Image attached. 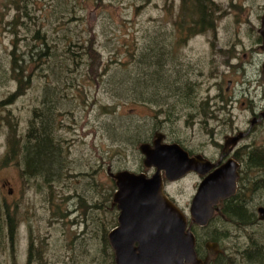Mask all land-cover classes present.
<instances>
[{
  "label": "rangeland",
  "instance_id": "obj_1",
  "mask_svg": "<svg viewBox=\"0 0 264 264\" xmlns=\"http://www.w3.org/2000/svg\"><path fill=\"white\" fill-rule=\"evenodd\" d=\"M7 1L0 19V264H98L114 208L107 172L153 174L132 142L159 134L161 144L216 162L223 138L248 128L261 94L256 31L264 0H205L202 29L192 0H24L26 16L17 0ZM88 39L93 63L83 55ZM11 55L27 78L20 83L9 73ZM46 106L59 158L44 181L29 177L19 157L3 161L8 137L13 132L20 148L32 113ZM241 146L242 153L264 152V123ZM243 174L264 189V169ZM198 178L164 182L188 220ZM251 189L237 181L248 223L214 216L209 227L190 226L210 255H221L217 264L239 261L251 244L264 246L256 213L264 191Z\"/></svg>",
  "mask_w": 264,
  "mask_h": 264
},
{
  "label": "water",
  "instance_id": "obj_2",
  "mask_svg": "<svg viewBox=\"0 0 264 264\" xmlns=\"http://www.w3.org/2000/svg\"><path fill=\"white\" fill-rule=\"evenodd\" d=\"M262 36L264 40V33ZM239 138H232L231 145ZM161 139L155 134L150 145L140 144L137 148L143 156V167L154 170L150 177L127 171L107 172L115 186L111 205L117 211L116 226L106 234L113 263L209 264L216 255L196 257L190 226H206L214 213L219 214L218 202L234 195L236 164L228 161L205 176L211 168L208 161L198 155L188 156L178 144H161ZM189 173L201 180L189 203L188 220L164 195L163 180L175 182ZM256 213L259 220H264L263 208H257Z\"/></svg>",
  "mask_w": 264,
  "mask_h": 264
},
{
  "label": "trees",
  "instance_id": "obj_3",
  "mask_svg": "<svg viewBox=\"0 0 264 264\" xmlns=\"http://www.w3.org/2000/svg\"><path fill=\"white\" fill-rule=\"evenodd\" d=\"M20 4V10H22L23 15L26 16V4L24 0H17ZM205 0H192L191 6H192V13L194 15H197V19L194 22V25H197V28L200 27V29L203 28V19L205 17L204 15V8H203V2ZM7 2V3H4ZM13 5L16 6V4L13 2ZM8 7V1L2 0V4L0 5V19L2 17V11ZM190 36L193 33H189ZM38 32H35V36L37 37ZM81 43V42H80ZM45 45V42L43 43ZM87 46L82 47L83 48V55L91 61V63L95 62V55L91 52V40L88 39L85 43ZM68 46H70V41L68 40ZM67 46V47H68ZM67 59L69 61H72L68 55ZM10 68L9 73L14 76V79H16L17 83H20L23 79L26 80V76H23V70L21 67H19L16 63V60L14 57H10ZM148 65H155V63L150 60V63ZM89 66V65H88ZM91 66V64H90ZM168 93V92H167ZM173 97V95H170V98ZM10 98V97H9ZM8 100V99H7ZM10 100V99H9ZM8 102V101H7ZM6 103L3 102L0 105H4ZM49 114V115H48ZM53 112L49 110V107L46 106V110L38 111V113L33 112L32 113V120L31 125L28 131L26 132L25 138L26 140L22 143L21 147L19 148V143L17 137L13 136L12 134L7 139V148H6V159L3 161V166L6 165V163H9L14 159L15 157H19L22 161L23 170L26 172V174L29 177H37L39 176L44 181L48 179V177H53L57 171L56 167L58 166V158H59V149L56 142H54V125H56L55 118L53 117ZM155 135V134H154ZM140 145L146 143L145 140H142L140 142H132V144ZM250 155L256 154V155H264V152L261 150L257 151H251L249 153ZM247 153L246 156L249 155ZM254 158H252L253 160ZM250 159V161L252 162ZM254 161V160H253ZM262 190L263 188L260 187V185L255 186L254 190ZM261 191V192H262ZM112 192V191H111ZM111 194V193H110ZM243 202L240 201L238 196H234L229 203L222 204L223 211L222 217L224 219H228L232 224L237 225H244L248 223L250 220L246 219L245 217V210L243 207ZM116 210L112 208L110 210L111 220L106 226V232L102 236V240L100 241L101 246L98 247V256H99V263L98 264H113V255L111 253L110 255V249L107 245V241L105 238V235L107 231L111 228H113L116 225ZM218 219H221L220 216H216ZM211 225V224H209ZM208 225V227H209ZM209 229V228H208ZM208 230H203L200 233V238L204 239L207 237ZM193 234V232H192ZM209 234V233H208ZM217 235L215 233H212V236ZM224 234H220L216 237H214L212 240L217 242L219 238H222ZM195 237V236H194ZM197 244H200V240L195 238ZM206 243V242H205ZM196 252V251H195ZM196 252L197 258L202 259L203 256ZM241 259L239 261H235V259L230 264H251V263H258V264H264V246H255L254 244H251L248 247H245L240 252ZM221 255H216L214 259L211 260L209 264H217L221 260Z\"/></svg>",
  "mask_w": 264,
  "mask_h": 264
},
{
  "label": "flooded vegetation",
  "instance_id": "obj_4",
  "mask_svg": "<svg viewBox=\"0 0 264 264\" xmlns=\"http://www.w3.org/2000/svg\"><path fill=\"white\" fill-rule=\"evenodd\" d=\"M263 12H264V10H263ZM263 12H262V14H263ZM262 14H261V16H262ZM261 16L259 17V28L256 31L257 32L256 42H257V44H259L258 47H257V51L258 52H256V57L260 61L258 75H259L260 81L262 82V85H261V88H260L261 89V94L258 96V99H257V105L255 106V108L253 107V110H251V112H250L251 113L250 114L251 118H250V120L248 122L249 126L245 130V132H243V133L239 132V133H236V135H234V136L233 135L225 136L223 138V144L221 145V147L219 146L221 155L219 156V159L216 162H211V161H208V160L202 158L203 160L208 161L211 164V168L208 170V172L205 174V176L208 175L209 173H211L212 171H214V170H216V169H218V168H220L222 166H225V164L228 161H232V162H234L236 164L235 170H236V173H237V178L235 180L236 188H235L234 195L218 202L217 206L219 207V214H216V213L213 214V216H212L211 220L208 222V224L212 221V219L214 218L215 215H218V216L221 217V219H224L222 217V215H221V206L224 203H227V202L229 203V201L234 196L237 197V181L240 182V189L243 186H245V187L248 186V185L251 186L252 189L250 190V192L255 189V186H257V185L259 186L260 183H261V181H256L255 182V180H251V182H249L248 180H244V174L243 173L246 172L249 169H264V155H256V154L250 155L249 153L252 151V150H250V151L247 152L249 155L246 156L247 153H242V151H241L243 149V147L242 146L238 147L239 146V142L245 136L249 135V133L251 131L257 129L258 126H261L264 123V91H263L264 90V82L262 80V77L264 79V74L262 75V72L264 70V68H263L264 67V45H263V41L264 40H263V36H262V33H264V25L261 26ZM237 135H240V138L236 141V143L234 145H231V143L233 141L231 139L236 137ZM151 142L146 143V144L150 145ZM225 143H227V144H225ZM188 156H190V155H188ZM247 158H248L249 161H250V159L252 160V158H254L253 159L254 161L252 160V162L249 163V161H246ZM144 169L145 170L146 169L153 170L151 168L150 169L149 168H144ZM153 172H154V170H153ZM141 173H143V172H141ZM189 174H191V173H189ZM189 174H186L184 177L188 176ZM198 179H199V181L201 180V178H198ZM247 182H248V184H247ZM163 185H164V180H163ZM259 207L264 209V205H262V204L260 206H258L257 208H259ZM257 208H256V210H257ZM206 226H204V227H206ZM194 241H195L194 252L195 251L198 252L199 254H201L203 256V258L205 256H207L209 254V252H208V249H209L208 245L209 244L208 243H204L203 246H201L200 244H197V242L195 240V237H194ZM196 252H195V255H196Z\"/></svg>",
  "mask_w": 264,
  "mask_h": 264
}]
</instances>
